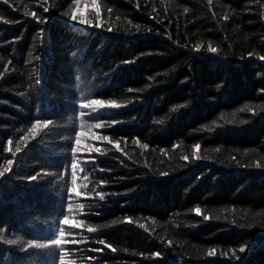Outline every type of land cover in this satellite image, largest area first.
Returning <instances> with one entry per match:
<instances>
[{
	"label": "trees",
	"instance_id": "16d2710c",
	"mask_svg": "<svg viewBox=\"0 0 264 264\" xmlns=\"http://www.w3.org/2000/svg\"><path fill=\"white\" fill-rule=\"evenodd\" d=\"M5 168L0 264H264V0H0Z\"/></svg>",
	"mask_w": 264,
	"mask_h": 264
},
{
	"label": "snow or ice",
	"instance_id": "6c2138e0",
	"mask_svg": "<svg viewBox=\"0 0 264 264\" xmlns=\"http://www.w3.org/2000/svg\"><path fill=\"white\" fill-rule=\"evenodd\" d=\"M77 3H79V0H77ZM44 11L46 12V11H48V9L45 8ZM185 11H187V9H185ZM71 19L73 21H75V20H77V17L76 16H72ZM79 23L80 24H84V20H80ZM197 47H199V46H197ZM208 50L210 52H216L217 51V49L214 48V47H211V45L209 46V49ZM91 106H96V107H92V113H95V112L99 111V109H102V108H105V107H112V108H118V107H120V105H118L116 103V101H114V100H109V101H104V100H91V101L88 102L87 105L81 104L80 105V108L91 107ZM173 110H175V109H173ZM80 115L83 116L84 113L81 112ZM90 115H91V113H90ZM93 118H95V117H93ZM159 122H162V121H159ZM47 124H48V122H44L43 127H47ZM84 126H85V122L83 120H81L80 127L83 128ZM39 127H41V121L37 120L36 123L32 125V129L31 130L33 132H35L36 129L39 128ZM89 127H92V125H89ZM95 127L96 128H100V127H102V125L101 124H96ZM80 136H81V133L80 132H77L76 133V136H75V141H76V144L77 145H79V143H80ZM102 139L103 140H108L109 138L107 136H104V137H102ZM9 143H11V141H9ZM116 143L118 144L119 142L117 141ZM194 147L196 149H199L200 145H195ZM77 150L78 149L76 147L72 148L73 154H75L77 152ZM94 151H96L97 153H99L100 152V149L99 148H95ZM185 159H186V157H185ZM12 163H13V161L11 159L7 160V164L11 165ZM71 167L74 170L73 173H72V175H73V182H75V175H76L75 169L77 167V163H76V159H75V156L74 155H73V159L71 161ZM6 171H8L7 168L3 169V171H0V176H3L4 172H6ZM35 179H36V177L33 176L32 177V180H35ZM103 198L104 197L101 194L100 199L102 200ZM197 212H199V209H197ZM67 220H68V217L67 216H64V219H63V221H61V223H66ZM141 226L143 227V225H141ZM96 231H97V229L95 227L88 228V232L94 233ZM60 235L61 236L64 235V229L63 228L60 229ZM73 242H75V241H73ZM10 243H16V241H10ZM51 243L53 245L60 246L63 243V241L61 239L57 238L54 241H52ZM98 243L101 244V245H104L105 244V241L104 240H99ZM37 247H45V245H37ZM244 250H245L244 248H241L240 249L241 252H243ZM213 252H214V250H209V253L208 254L209 255H212Z\"/></svg>",
	"mask_w": 264,
	"mask_h": 264
}]
</instances>
